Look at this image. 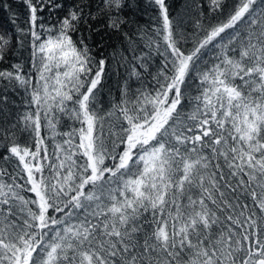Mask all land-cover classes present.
Returning <instances> with one entry per match:
<instances>
[{
	"label": "snow or ice",
	"instance_id": "1",
	"mask_svg": "<svg viewBox=\"0 0 264 264\" xmlns=\"http://www.w3.org/2000/svg\"><path fill=\"white\" fill-rule=\"evenodd\" d=\"M186 7L0 0V264H264V0Z\"/></svg>",
	"mask_w": 264,
	"mask_h": 264
},
{
	"label": "trees",
	"instance_id": "2",
	"mask_svg": "<svg viewBox=\"0 0 264 264\" xmlns=\"http://www.w3.org/2000/svg\"><path fill=\"white\" fill-rule=\"evenodd\" d=\"M168 3L170 5V12L174 18H178L180 16H184L185 18H188V16H190V12L186 7L190 3V0H168ZM148 15H151V13H149ZM144 19H145L144 17H141L142 21ZM0 25H4L5 27L9 26L7 15L2 10H0ZM113 68H115V65H113ZM120 71L122 72L123 70L121 69ZM116 80L117 77L113 74L110 76L108 81L109 87L112 88L114 93H115Z\"/></svg>",
	"mask_w": 264,
	"mask_h": 264
}]
</instances>
